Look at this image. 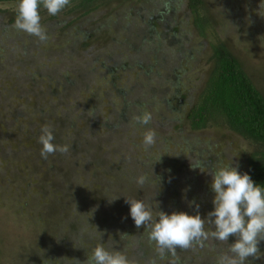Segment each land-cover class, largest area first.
Instances as JSON below:
<instances>
[{
  "label": "rangeland",
  "instance_id": "1",
  "mask_svg": "<svg viewBox=\"0 0 264 264\" xmlns=\"http://www.w3.org/2000/svg\"><path fill=\"white\" fill-rule=\"evenodd\" d=\"M205 1L211 18L203 31L188 9V0H114L109 6H100L86 15L80 10L61 12L48 29L44 17L50 15L40 14L47 34L43 42L12 23L19 1H0V9L6 11L0 12V16L9 23L4 31L0 27V65L9 74L8 78L0 75V95L3 92L4 96V91L5 96L10 95L0 108V121L16 120L10 139L0 135V264H43L51 259L47 252L52 253L45 246H51L52 241L63 243L70 234L71 244L53 262H71L76 247L79 249L81 245L87 256L92 255L97 245L106 249L105 242L93 244L92 238L85 240V235L73 234L69 230L72 221L64 222L58 217L59 212L66 208L74 214L80 213L85 224L91 226L90 213L86 214L99 204L94 203L95 195L100 193L98 197L104 202L112 201L116 205L115 198L122 195V184L129 183L131 172L145 178L142 189L155 192L152 197L155 201L157 194L166 192L170 182L181 178V172L193 179L199 173L205 174V178H200L204 182L196 191L201 202L197 206L202 207L201 217L205 219L214 210L212 173L230 165L238 167L241 174L247 172L245 157L252 151L248 141L225 126L191 130L184 119L203 75L209 70L212 47L222 39L232 42V50L244 70L264 95V0ZM168 8L172 13L162 14ZM59 21L69 22V29L61 31ZM81 23L89 32L83 31L87 37L74 32L72 25L78 29ZM68 46L75 58L69 57ZM23 47H28L30 52L21 54ZM58 50L60 57L55 56ZM32 61L42 64L32 65ZM44 67L57 68V78L63 76L70 81L64 85L67 90H62L57 98L61 101L65 92L61 107L67 105L68 110L76 112L86 109L90 115L89 125H78L80 131L75 135L83 154L81 160L86 162L70 172L59 170L57 158L52 163L43 161L35 146V130L39 127L36 113L48 100L40 97L49 88L48 78L39 73L29 80L26 73L35 68L45 71ZM75 69L83 71L81 78L74 74ZM182 95L186 98L180 102ZM146 112L153 119L148 125H142L136 117ZM29 121L35 123L33 132ZM148 130L156 132V144L151 148L143 143ZM6 131L0 124V133ZM83 137H88L91 150L83 143ZM164 155L173 166L169 171L162 160L158 161ZM91 159L97 162L95 167ZM153 160L158 167L151 164ZM196 160L201 163L199 167L194 165ZM144 162L150 165L143 167ZM148 167L151 169L147 170ZM120 169L119 177L111 178ZM207 172L210 178H206ZM101 182L112 190V196L102 193V188L98 192ZM128 189L124 194H128ZM187 195L184 191L180 194L183 198ZM117 216V223L128 221L124 215ZM205 229L211 234L215 227L206 223ZM125 232L124 228L119 230L121 235ZM106 239L110 241L111 237L105 235L103 240ZM206 241L217 240L210 235L203 243ZM115 247L120 248L121 244L115 243ZM193 247L203 254L208 250L203 244ZM259 249L264 258V240ZM130 264L147 263L132 260ZM246 264H264V261Z\"/></svg>",
  "mask_w": 264,
  "mask_h": 264
},
{
  "label": "trees",
  "instance_id": "2",
  "mask_svg": "<svg viewBox=\"0 0 264 264\" xmlns=\"http://www.w3.org/2000/svg\"><path fill=\"white\" fill-rule=\"evenodd\" d=\"M15 1L20 2V0ZM71 2L72 3H70L69 6L65 7V9L61 12L66 13L80 10L84 12V15H86L90 13V11L97 9L100 6H109L112 2H114V0H71ZM74 6H76V8H74ZM187 6L188 9H190V12H192L195 16V21L198 27L203 31V28L208 25L211 18L209 17L210 15H208L206 10V1L188 0ZM0 12L6 11L0 9ZM161 12L165 15L172 13V10H169L168 8V10L165 9ZM13 13L16 14V17L14 18L12 23L16 21L18 8ZM46 13H48L47 10L43 8V6H41L40 14ZM44 18L46 25H48L46 26V28L48 29L49 25H51L52 22L56 23L58 14L55 16L50 15L49 17L47 16ZM0 19H2L1 16ZM68 23L69 22L66 21L63 23L61 21L57 22L58 27L61 29V31L67 30ZM8 26L9 23L4 22L3 19L0 21V27L4 28L1 31H4L6 28H8ZM72 26H74V30H76L74 32H81L87 37L86 33L89 32L83 29V27H85L84 23H81L78 29L74 24ZM83 31H86V33H83ZM90 36L92 37V35ZM37 39L39 40V38ZM257 40L263 41L262 39L258 38ZM63 48H65V46ZM26 51L30 52V49L28 47H23L21 48L20 52L21 54H24L23 52ZM66 51L68 52L70 58H75L74 54H71L72 52L69 46L67 47ZM56 54L57 55L55 56L60 57L61 53L58 50V53ZM20 57L23 58L22 55H20ZM209 58V70L203 75L201 79V83L197 88V94L194 96V99L189 105V111L186 114L184 121L191 130L198 131L217 125L225 126L233 133H235V135L239 138L248 141L252 146V151L248 152L247 156L245 157V160L248 162L247 173L251 176V178L257 185L264 187V95L256 88L247 72L244 70L243 64L238 59L235 52L232 50V42L230 40L225 41L222 39L221 42L219 41L217 44H214L212 47V53H210ZM40 63L42 64L41 61H32V65L40 66ZM44 68L46 69L45 71H42V69L40 68H35L33 70L28 69L29 73H26L29 80L31 76L43 73L45 77L48 78L49 87L44 94L40 95V97H44L48 100L47 102H43L42 109L40 107L37 108L36 114L39 116V127L35 130L33 128V125L35 124L34 122L29 121L28 124L29 126H32L30 127L32 132L35 130V139L37 144L35 146H37V152L41 153L42 145L39 143V137L42 134V128H44L45 126H49L52 129L55 137L53 141L54 144L69 146V151L67 153L62 154L60 152H57L54 155H49L47 159L43 158V161H51L52 163L55 162L53 160L57 158L56 163L58 164L59 170L63 173L70 172L75 169L81 162H86L81 160L83 154L78 145L79 139H76L75 135L78 133V131H80V129L77 128L78 125H89L90 115L88 113V110L86 109H81L76 112L72 109L68 110L67 105L61 107V101H65V92L61 101L57 100V98L59 97V94L62 90H67L64 88V85H69L70 81L69 79L63 77L61 74L60 76H62V78H57V76L59 75V70L57 68ZM76 69L74 74L77 76V78H81L83 71H77ZM2 71L3 67L0 65V75L8 78V71L4 70L3 73ZM9 96H5V91L4 96L3 92L1 93L0 108L5 105ZM180 97L177 98L179 99ZM183 98H186V96L182 95L181 99ZM179 100L178 103L181 102H179ZM184 103L185 100L183 104ZM63 110H65V112H62ZM46 122L47 124H45ZM0 124L1 126L3 125L7 128L6 133H0V135H7V137L10 139L11 135L15 132L11 129V127L16 124V120L15 122H11L10 119H5L3 121H0ZM81 139L84 140L83 143L87 144V148L91 150V147L88 145V137H83ZM164 152L165 155L169 156V153L167 151ZM1 153H3V150L1 151ZM160 160H162L163 164H165L163 166L167 171L171 170L173 166L172 164L167 163L170 160L167 156L158 159V161ZM92 161L94 163V160ZM145 163L146 162H144L143 164ZM96 164L97 162L94 163V167L96 166ZM151 164L155 167H158L159 165L155 160H153ZM148 165L150 164H145L143 167H146ZM194 165L196 167H199L201 163L199 160H196V162H194ZM150 169L151 168L149 167L147 168V170ZM120 172L121 169L119 171L116 170L112 174L111 178H117L116 176H118V173ZM206 175V178L211 177L209 172H207ZM130 177L132 179H130ZM195 177L196 178L193 179L186 172H181V178L178 179L175 183L170 182V184H168L166 192L157 194V200L155 201L152 199V197L155 195V192L143 191V186H140L137 183L138 177L136 173L131 172L129 173V183H125L124 181L122 184V195L119 197L116 196L117 198H115L116 200L118 199V203L116 205H112V201H109V203L104 202L103 198L98 197L101 195L100 193L95 195L96 198L94 199V203L99 204L96 208L92 207L90 209V212H87L86 214L88 216L90 213V218H92V221H90L89 223H91V226H87L85 224V220L81 219L82 216H80V213L76 212L74 214L73 212H71V210H67L66 208L60 210V215L58 217L61 218L64 222L68 219L69 221H72V224L69 225V230L71 229L73 234L75 232L79 236L85 235V240H89L92 238L93 244L98 242H105L107 250H118L126 255L129 261L134 260L135 263L144 260L147 264H189L191 262H194L193 264H218V259L221 255L229 254L228 244H233L236 242V239H232L233 236H230L228 244H224L219 241H206V243H202L205 249L208 248V250L204 254L200 251L196 252V247H191L189 249L177 248L175 255H173L171 252L166 251L163 256H161L155 242L149 240V232L151 231V228L142 226L138 229L135 226V222L130 215V204L125 202L127 198L143 200L152 208L154 217H156L159 211H163L169 215H171L173 212H186L189 215H196L198 212L202 216V207L197 206L201 204V202L197 198L196 191L198 187L201 186L204 182H200V178H205V174L199 173V176ZM155 184L156 186L159 185L158 182H155ZM127 187L129 188L128 194H124V191ZM98 188V192H101L102 188V193H105L106 196L108 195L110 197L113 195L112 190L108 186H106V183L101 182ZM182 191L188 194L186 197L189 199L180 196V194H182ZM178 194L179 198L177 200L176 197ZM117 214L119 216L124 215V217H126L129 222L126 221L124 222L125 224L121 222L117 223V219H115L116 217H118ZM112 221L114 223L111 224ZM121 228H124L126 230L125 234L123 235L119 234V230ZM105 235L110 236L111 240H103V237ZM47 236L51 239L50 234H48ZM70 236L72 235H67V237L64 238L63 243L61 241L57 243L52 241L53 244L51 246H45L46 248H51L52 253L47 252V255L51 259L44 261L43 264H86L88 258H90L92 255L87 256L85 252H82L84 251L82 245L79 249L78 246H75L76 249L71 262H62L59 260H55L53 262L54 257L59 254L64 247H68L69 244H71L68 241V238ZM73 236L75 239L76 236ZM50 239L49 241H51ZM115 243H120L121 247H115ZM62 244H64V246H62ZM251 261H264V258L261 255L258 259L249 257L247 262Z\"/></svg>",
  "mask_w": 264,
  "mask_h": 264
},
{
  "label": "clouds",
  "instance_id": "3",
  "mask_svg": "<svg viewBox=\"0 0 264 264\" xmlns=\"http://www.w3.org/2000/svg\"><path fill=\"white\" fill-rule=\"evenodd\" d=\"M71 0H20L15 27L41 42L47 40V34L41 25L40 8L43 6L49 15H57L69 6ZM151 113L136 117L138 123L148 125L152 121ZM39 143L42 145L41 156L45 159L57 152L65 154L67 145L53 143L55 137L49 126L42 128ZM156 132L148 130L144 134L145 147L156 144ZM211 188L215 193L214 210L207 219L186 212H173L171 215L159 211L153 216L152 208L143 200L126 199L130 204V215L139 229L150 227L149 240L155 242L163 256L168 251L173 255L176 249H189L202 244L209 236L221 243L228 244L229 237L235 236L236 242L228 244L229 254L221 255L218 264H246L249 257L260 258L259 244L264 240V187L257 185L248 173L241 174L238 167L220 168L213 173ZM137 183L143 186L144 177ZM214 218V219H213ZM214 225L209 234L205 225ZM86 264H130L127 256L120 251H109L97 245Z\"/></svg>",
  "mask_w": 264,
  "mask_h": 264
},
{
  "label": "flooded vegetation",
  "instance_id": "4",
  "mask_svg": "<svg viewBox=\"0 0 264 264\" xmlns=\"http://www.w3.org/2000/svg\"><path fill=\"white\" fill-rule=\"evenodd\" d=\"M180 101L182 102L183 101V99H180ZM247 171H248V169H247ZM247 173V172H246Z\"/></svg>",
  "mask_w": 264,
  "mask_h": 264
}]
</instances>
